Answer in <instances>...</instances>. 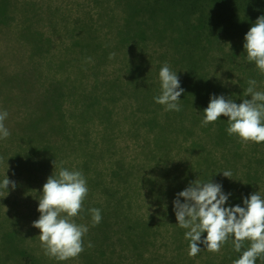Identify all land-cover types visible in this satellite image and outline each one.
<instances>
[{"label":"trees","instance_id":"obj_1","mask_svg":"<svg viewBox=\"0 0 264 264\" xmlns=\"http://www.w3.org/2000/svg\"><path fill=\"white\" fill-rule=\"evenodd\" d=\"M111 5V8L117 7L122 11L118 17L113 12L109 20L120 22L115 27L110 24V34L115 37V45L123 50L122 62L127 73L125 82L131 94L142 96L139 106H152L149 114L139 122L145 126V133L140 135L145 142L140 147L141 158L133 159L127 165L119 159L111 168H101L98 159L104 153L97 150L95 142L90 144L92 139L86 138L89 133L86 130L81 132L83 138L75 131L70 134L64 112L55 96L65 94L59 84L50 87L55 94L49 93L48 87V90L35 96L24 95L31 93L35 85L37 72L33 67L21 72H0L3 100L15 99L17 109L22 110L21 118L16 121L14 129H10L12 136L7 138L16 140L12 157L17 167H24L29 173L34 169L46 173L47 163L52 157L70 154L83 156L87 169H93L94 177L88 176L91 187L88 201L81 211L84 215L88 213V243L93 245L88 248V262L91 260V264H104V256L108 260L118 258L119 263L112 264H139V259H144L146 264H160L152 258H145V253L158 235H162L163 230L168 231L170 226V241L174 242L178 251L166 263L179 256L187 259L185 251L179 250L188 240L184 236L186 230L177 224L174 200L163 209L165 211L144 214L138 210L140 206L129 190L134 192L145 188L149 200L160 198L162 193H171L176 198V194L192 181L211 179L222 186L225 194H230L225 205L228 207L243 206V199L257 192L255 181L264 178V142H252L250 149L246 147L245 151L243 142L227 133L226 117L222 116L203 127L201 121L211 95H223L239 104L245 98L247 81L264 79V74L252 69L254 63L247 61L243 48L245 34L257 18L264 15V0H112ZM23 6L18 10H23L25 14L27 10ZM11 7L10 0H0V29L9 26ZM31 20L25 19L27 24L15 35L26 38L39 52L43 50L45 41L41 33L33 28ZM86 27H75L76 30L72 31L77 37L70 46L76 44L78 49L74 52L81 54L77 59H81L86 50L88 55L97 58L109 55L110 45L97 39L94 29L88 27L87 32ZM155 58L159 61L152 65ZM60 62L64 63L63 60ZM164 63L177 72L180 87L184 89L179 97L182 107L178 112L165 111L164 106L147 102L160 92L155 78ZM234 70L241 73L238 78L230 84L224 82L226 78L222 79V76H231ZM98 82V79H93L94 84ZM16 85L22 95L11 91ZM91 95V101L86 104L88 107L97 101L99 94ZM105 135L106 131L103 137ZM183 142H188L185 148L188 156L187 162L181 165L174 161L175 155L172 157L170 151L180 154ZM218 151L222 159L217 156ZM244 151L248 165L246 163L242 167L239 164ZM53 170L49 176L54 174ZM225 170L232 172L231 178L220 173ZM99 180L104 187L102 193L96 190ZM96 192L99 193L98 198H95ZM102 194L103 201L99 198ZM91 208L101 210L102 220L95 226L88 211ZM34 236L20 228L9 226L2 229L0 264H44L49 257L44 254L39 240L30 242ZM124 252L130 255L127 261L121 257ZM205 252L206 249H201L199 254ZM147 254L151 257L150 253ZM239 255L230 239L218 253H205L202 260L205 264H231Z\"/></svg>","mask_w":264,"mask_h":264},{"label":"rangeland","instance_id":"obj_2","mask_svg":"<svg viewBox=\"0 0 264 264\" xmlns=\"http://www.w3.org/2000/svg\"><path fill=\"white\" fill-rule=\"evenodd\" d=\"M10 1L12 7L9 14H11L12 19L9 20V26H4L0 29V72L3 71L6 74L21 72L22 69H30L31 67L35 68L37 73L35 74L36 80L33 91L24 94L29 97L44 92L46 89L48 90V87L49 93H52L53 88H50L51 85L59 84L65 94L56 95V92H53V94L57 97L61 110L64 112L67 128L71 131L70 134L75 131L76 135L81 138L84 137L81 132L86 130L89 133L86 138L92 139L90 144L95 142L98 146L97 150H102L104 153L98 159L101 168L107 166L111 168L112 164L119 159L124 161L125 165L133 159L139 160L141 158L139 154L140 147L145 144L142 136H140L145 133V126L139 122L143 116L149 114V109L152 106L150 108L139 106L142 96L131 94L125 82L127 73L122 62L123 50L115 45V37L110 34V24L115 27L120 22L109 20L113 12H116L115 15L118 17L119 12L121 14L122 11L118 10L117 7L116 9L111 8L112 0H97V3H95V0ZM23 4V7L27 10L25 14H23V10H18ZM104 11H106L105 14ZM29 18L32 19L33 28L40 32L42 38H44L45 44H42V51H35L31 42L26 41V38L22 39L18 34L15 35L20 31L21 27L22 29L25 27L27 24L25 19L29 20ZM85 25L87 26V30L85 29L87 32L88 27H90V30L94 29L97 39L110 45V54H114L111 58L110 54H104L103 57L97 58L93 55H88V50H86L85 55L81 59H77L81 54L74 52V49H78L76 44L73 47L70 46L77 37L72 34V31L75 27L78 28ZM152 50H149L150 54L157 57V54H154ZM60 60H63L64 63H61ZM153 61L152 65H155L159 60L155 58ZM252 69L259 71L255 64L252 65ZM239 74L241 73L238 70H234L231 76H222V79L226 78L224 82L230 84L231 81H235V78H238ZM93 79H98L99 82L94 84ZM155 79L158 87H160L159 76L157 75ZM254 80L257 82V90L264 91V79L255 78ZM108 86L110 87L108 88ZM17 89L18 86L16 85L13 86L11 91L15 95H22ZM92 93H98L99 95H97V101L88 107L86 104L91 101ZM159 93L155 94L159 95ZM2 96L0 94V110L8 112V117L4 123L10 132V129H14L13 126H15L16 121L21 118L22 110L19 111L17 109L15 99L3 100ZM150 99L147 102H155L154 98ZM160 109L162 110L163 107ZM15 110L19 111V114ZM109 111L110 115L108 114ZM104 131H106L105 137H103ZM15 141L14 138H9V140L0 139V181L6 175L10 181H14L16 184L14 189L11 187L8 189L7 195L0 190V232L9 226L16 229L20 228L23 232H29L31 237L35 235L36 237L34 236L30 241L35 243V241L39 240V229L33 227L32 222L37 220L40 215L37 211L38 199L41 195L40 191L52 170L54 169L53 175H55L58 172V166L63 161V167L69 170L82 171L86 178L88 189L91 188L88 176L94 177L95 174L93 169L89 167L87 169L83 156L71 154L59 158L57 156L52 157L46 166L48 175L45 171L36 169L29 173L24 167H17L14 163L12 155ZM187 143L183 142V149H181L180 154L175 150L173 152L170 151L172 157L175 155L174 161L178 164L182 165L187 162L186 157L188 154L185 152ZM248 143L243 142L245 151L247 150L246 147L250 149L252 142ZM174 148L176 147L174 146ZM245 151L241 155L242 159L239 164L242 167L243 165L246 166V163L248 165ZM217 156L222 159L220 151L217 152ZM152 173H155V171H152ZM27 177H30V179H27ZM255 184V191L264 198V178L260 181H255ZM103 188L102 180H99L96 190H100V193H102ZM129 191L131 192L129 194L136 199L135 203L140 206L138 210L144 214L165 211L163 209H166L170 202L175 199L171 196V193L167 195L162 193L160 198L152 197L149 200L145 188H139L134 192L132 189ZM98 195L99 193L96 192L95 198H98ZM103 197V194L100 195V200L103 201ZM86 201H88V195L82 207H85ZM74 219L76 223L88 226V213L84 215L81 212ZM171 230L172 227L170 226L168 231ZM168 231L163 230L162 235H158L154 244L150 245L147 250L151 257H148V254L145 253V258H152L156 263L160 264H205L202 258L205 253L210 252L206 249L207 252L205 253L189 257L188 241H184L179 249L180 251H185L184 255L187 256V259L179 256L171 263H166V260H169L178 251L174 242L170 241L171 234ZM204 235L206 233L202 234L201 239H203ZM83 239L85 250L77 258L67 261H57L54 258H48L44 264H91V260L88 262V232ZM198 246L201 249H205L203 244ZM124 255L121 256L123 260H129L130 255L126 252H124ZM104 257L106 258H103L105 260L104 264L119 263L118 258L108 260L106 256ZM130 258L132 259V256ZM233 261H231V264H233ZM138 263L146 264V261L139 259ZM256 264H264V260L257 258Z\"/></svg>","mask_w":264,"mask_h":264},{"label":"clouds","instance_id":"obj_3","mask_svg":"<svg viewBox=\"0 0 264 264\" xmlns=\"http://www.w3.org/2000/svg\"><path fill=\"white\" fill-rule=\"evenodd\" d=\"M243 48L248 62L255 64L264 74V15L257 18L244 36ZM114 54H110V58ZM160 93L154 96L157 104L165 111H180V99L184 89L180 87L177 72L168 63L159 70ZM244 97L239 104L223 95H211L203 110L201 126L216 122L220 117L227 118V133L236 136L244 143L264 142V91H258L254 79L247 81ZM6 110H0V139L10 136L5 120ZM58 166V172L51 174L43 184L38 199L39 217L32 226L39 229V242L44 254L57 261L77 258L84 250V236L89 231L85 224L75 221L83 210V202L89 189L82 171L69 170ZM54 164V161H53ZM224 177L231 178L232 172L225 170ZM16 184L5 175L0 181V190L6 193ZM4 195V196H6ZM230 194L222 191L219 183L194 180L184 190L176 194L173 201L175 218L180 228L185 229L188 240V255L195 257L201 251L199 244L212 253L231 239L239 258L233 264H256L257 258L264 260V198L255 192L243 199V206L228 207L226 201ZM183 198V203H181ZM93 226L102 220L101 210L88 209ZM201 239L202 234H205ZM248 246L245 247V242ZM93 245L87 244L88 248Z\"/></svg>","mask_w":264,"mask_h":264}]
</instances>
